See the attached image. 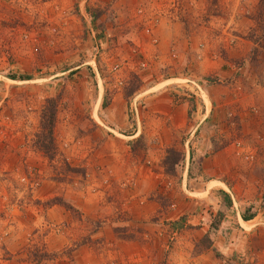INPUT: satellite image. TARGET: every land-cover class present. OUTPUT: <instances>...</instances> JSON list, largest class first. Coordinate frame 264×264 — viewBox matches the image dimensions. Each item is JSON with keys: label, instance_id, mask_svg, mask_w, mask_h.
Masks as SVG:
<instances>
[{"label": "rangeland", "instance_id": "obj_1", "mask_svg": "<svg viewBox=\"0 0 264 264\" xmlns=\"http://www.w3.org/2000/svg\"><path fill=\"white\" fill-rule=\"evenodd\" d=\"M263 137L264 0H0V264H147L131 244L156 241L157 264H264ZM219 149L228 169L185 168Z\"/></svg>", "mask_w": 264, "mask_h": 264}, {"label": "crops", "instance_id": "obj_2", "mask_svg": "<svg viewBox=\"0 0 264 264\" xmlns=\"http://www.w3.org/2000/svg\"><path fill=\"white\" fill-rule=\"evenodd\" d=\"M178 27V26H177ZM169 35V34H168ZM166 35V38H168L169 40H173V41H177L180 40V37L183 35L179 34V31L177 30V32L174 33H170V35L168 36ZM165 38V37H164ZM185 38V41H187L186 39V34L183 35V38L181 40H183ZM164 40V39H163ZM190 40V38H189ZM191 44H192V40ZM219 101L221 100H212L211 101V105H210V111L209 108L206 107V110L204 113H202L203 115L198 118V122L196 123V128L199 127L200 124L203 123V121H205L206 119L210 118V122L209 123H213V122H219L223 117H224V105L221 104V102L219 103ZM223 102V101H222ZM180 117H184L183 112L186 111L187 109V105L186 103H181L180 105ZM243 107L245 108L246 106L243 105ZM220 108V109H219ZM168 111L171 113V109L170 106L168 108ZM172 114V113H171ZM171 114H167V117H165V120L168 118L171 120L172 115ZM243 113H241L240 115H242ZM246 115L250 116V112H245ZM260 118V117H259ZM173 121H178L181 122V120H173ZM164 132V136L163 139H166L162 144H159L158 146L162 147V149L164 150L165 148H167V143L169 144V142H171V139H176V132L174 130L169 129L168 132L166 133V130H163ZM264 139V137H263ZM248 147L250 150H253L254 155H253V159H255L253 162L252 160H250V171L254 170H264V145H262L260 148L259 147H255L254 144L252 142H249ZM121 153V150L118 151V154ZM157 155L159 154H164V152H162L161 149H157L156 151ZM186 155H188V163L186 162V164L184 165L185 168H187L189 165H191V167L193 169H200V167H198V163H197V158L200 160L201 162V170H205V171H210L211 174H219V173H214V172H221L222 170H226L229 168V164L226 163V160H232L233 157L231 155L230 152L226 151V150H215L212 152V154H209L208 156H201V152H188L185 154V160H186ZM125 161L127 162V157H125ZM122 162V161H121ZM231 163V162H230ZM132 164V163H131ZM252 219H243L240 215H239V220H238V225H243L244 223H247L249 221H251ZM241 221V222H240ZM243 229V231L241 229H234L232 228V233H234V231H239L240 233H246L247 235L249 234H255L256 232H254V227H250V228H245V227H241ZM256 230H259L258 235L261 236L262 240L264 238V229L261 228H257ZM205 233V231H204ZM231 233V231L229 232ZM153 245V249L147 248L146 247L150 246L149 244L145 247H141L138 243H132V252L135 251L137 254H130V258L132 259L135 255L138 256L139 259H143L144 262H146L147 264H157V262L160 261V259H163V252L164 250L161 248V245H163L162 243H159V241H156V243H152ZM124 245H122V247H124ZM156 247H158V250H155ZM184 246H180V250L184 253H179L178 257L180 258L178 264H213L212 262L216 261L217 264H223L222 262H220L217 259H213L214 261H212V257H210L209 254L206 255H199L196 258L195 257H188L187 254L185 253V250H183ZM238 246H236L235 244H229L227 245L225 248L229 249L228 252L231 251V249L233 248L234 251L236 250ZM237 251V250H236ZM159 252H161V254H158ZM130 253V252H129ZM127 253V254H129ZM225 253V250H224ZM227 253V252H226ZM126 254V255H127ZM226 255V254H225ZM215 263V262H214ZM166 264H172L171 260L168 259V257L166 258Z\"/></svg>", "mask_w": 264, "mask_h": 264}, {"label": "trees", "instance_id": "obj_3", "mask_svg": "<svg viewBox=\"0 0 264 264\" xmlns=\"http://www.w3.org/2000/svg\"><path fill=\"white\" fill-rule=\"evenodd\" d=\"M51 113L47 114L46 117H45V121L43 120L42 124L44 126V133L43 135H45V137H43L42 139L45 141L46 139H48L49 141L52 140V137H51V134H52V127H53V124H54V113L53 111H50ZM45 143V142H43ZM226 196V199H227V194L225 192H223ZM229 200V199H228ZM230 201V200H229ZM243 219L247 220V219H251L252 216L250 215H244L242 216ZM213 226H210V229L212 228ZM209 232V231H208Z\"/></svg>", "mask_w": 264, "mask_h": 264}]
</instances>
